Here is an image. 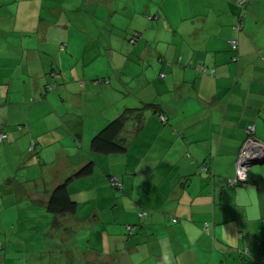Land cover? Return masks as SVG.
<instances>
[{
  "label": "crops",
  "instance_id": "1",
  "mask_svg": "<svg viewBox=\"0 0 264 264\" xmlns=\"http://www.w3.org/2000/svg\"><path fill=\"white\" fill-rule=\"evenodd\" d=\"M182 1L75 0L54 7L0 0V25H10L0 27L7 43L0 38V108L15 104V121L0 122L9 142L0 151L14 145L19 169L33 144L37 162H45L37 173L0 175V192L26 197L34 224L42 221L48 232L43 243L27 238L35 250L26 251L25 264H264V161L251 165L246 182L226 183L244 139L252 134L264 143V8L259 0ZM230 39H237V51ZM56 72L60 99L66 91L70 107L50 109V122L43 107L50 108L51 92H40L51 90L48 75ZM33 91L41 95L36 103L29 101L38 96ZM127 108L139 115H129L119 133L124 150L93 151L91 137ZM90 160L91 173L67 182L76 210L49 211L53 189ZM113 175L120 188L110 184ZM240 188L254 189L255 199L238 203Z\"/></svg>",
  "mask_w": 264,
  "mask_h": 264
},
{
  "label": "rangeland",
  "instance_id": "2",
  "mask_svg": "<svg viewBox=\"0 0 264 264\" xmlns=\"http://www.w3.org/2000/svg\"><path fill=\"white\" fill-rule=\"evenodd\" d=\"M3 1H6V0H3ZM187 1H189V0H183L182 2L184 3V5H187ZM193 1H197V0H193ZM43 2H44V4H46V3L51 4L52 3V4H54V7H56L60 2L65 4L67 7H70L71 5H75V0H53V1L43 0ZM234 2H235V0H234ZM256 4H258L259 8H264V0H259V2ZM2 9H5V7H3ZM241 9H243V8H240V10ZM84 10H86V8H84ZM244 11H245V8H244ZM87 12L92 13L89 10H87ZM85 17H88V16L85 15L84 18ZM89 25L95 26L94 21H92V19L90 17H89ZM4 26H5V31H8V28H10L9 27L10 25L9 26L4 25V24H3V26L0 25V27H3V28H4ZM93 29H94V27H93ZM10 35L11 36H8V38L13 43L15 41L14 36H16V34L14 32H11ZM68 35H69V33H68ZM86 35L89 36L91 34L89 32H87ZM78 37H80V36L78 35ZM0 38L3 39V41L1 39V42H3L6 45L7 44L5 42L6 37L4 35V32H2L1 30H0ZM48 39H55V38L53 37V35L51 33H49ZM81 39H82V37H81ZM48 42L54 43V41H49V40H48ZM82 42H83V40H82ZM3 48H5V46ZM86 68H87L86 70L88 72L92 68V66L88 65V66H86ZM123 69L124 68L122 66V68H120L119 71H122ZM124 71H122V72H124ZM56 74H58L60 76L59 73L56 72ZM62 74L64 75V73H62ZM46 75H48V74H46ZM108 76H109V78L111 77V75H108ZM48 77L51 79L49 83L50 84L54 83L55 86L53 88H50L51 90L46 91V92L43 91V88H41L40 94L41 93L47 94V93L51 92L50 93V101H49L51 106L49 108L48 105H45V107H43V109L45 110L46 116L47 115L49 116V118H50L49 120H51L50 122H53L55 119L53 118L54 117L53 113L49 112V110L51 109L53 111V109H54L57 112L58 111L61 112V111H63V109L65 107H70V101L67 100L66 91L64 94H61L62 97L60 99V95L58 93L59 92L58 87H60L61 83H62V82H59L60 78L56 77L54 75V73H53V75L49 74ZM104 81L107 82L108 79L105 78ZM68 85H69L68 89L72 90L73 89L72 83H68ZM32 88L30 89L29 87H25L26 93H27V91L32 93V90H34ZM9 90L13 91V93H11V94L16 95L13 88L10 87ZM54 91H57V92L54 93ZM33 93H35L36 95L38 94V92H35V91H33ZM40 94H38V96H35L37 99L31 97V98H29V101H31L32 103H36L38 99H41ZM12 98L13 97H10L8 99H12ZM10 101H12V100H10ZM23 103H24V101H22V103L20 105L21 107H22ZM24 104H25V106H28L29 103L25 102ZM12 105H13V107H15V104H10L9 106H7V108H9V110L7 109V111H5L6 107L0 108L1 111L3 110L2 112H0V122L3 121L2 123H5V121L8 120L7 116L11 117L12 122L15 121V116L12 113V109H11ZM21 107H20V111L22 110ZM47 112H48V114H47ZM89 125H90L89 119L85 120V124H84V127L82 129L83 134H85V136H83V138H82V141L84 143L85 148L88 146V144H87L88 140L86 141V135L90 132V126ZM57 131H59V130L58 129L52 130L48 134V136H50L51 134H54ZM67 141L63 140V142L66 143L64 145H68L70 147H73V144H70ZM7 144H9V142H7V139L6 138L3 139L2 141H0V148H2L3 146H5ZM77 147H79V146H77ZM50 148L54 149V146L52 145L51 147H49V149ZM46 149H48V147ZM13 150H14V145H12L11 148H9L6 151V153H3V151H0V175L3 174L4 177L8 176V175H13L16 172L17 168H14V167L17 166V162H14ZM28 153L23 155V158H22V165L23 166H21V168L17 169V171L29 173V172H32V168H35L34 172L37 173L36 168L41 166V165H39L40 163H45V162L41 161L40 163H38L37 162V154H33V153H35V151H32V149L29 150ZM46 159H50V155H48L46 157ZM31 160H32V164L28 163L26 165V162H29ZM50 161H54V159H52ZM59 163H61V162L59 160H56L52 165H50L49 168L50 169L56 168L59 165ZM10 164L13 166V168H14L13 170H10V167H9ZM44 173L46 175V172H44ZM18 179L22 180L20 175H18ZM73 191H75V190H73ZM12 196H13V194H10V192L7 191L6 189L3 190L2 192H0V255H1L0 264H13L14 262H19L21 259L23 260V264H25L28 261L26 251L35 250V248H32L31 245L27 244L28 243L27 238L29 236L32 237L33 238L32 241L34 240V244H37L36 241H38V240L40 241V243L41 242L43 243V242H45L44 240H47V233L48 232H47V230H44L45 225L42 224V221H38L37 218H36L37 223L34 224L33 219H32V217L34 216V213H33L32 209L30 207H28L29 203H27L26 197L15 198L13 196V199H12L11 198ZM36 216H38V213H36ZM24 217H25V221L28 223L29 227H32L33 229L29 230L26 227V224H25L26 222L23 221ZM51 232L57 233L54 230H52ZM37 260H38V258H33L28 263H31V262H34Z\"/></svg>",
  "mask_w": 264,
  "mask_h": 264
},
{
  "label": "trees",
  "instance_id": "3",
  "mask_svg": "<svg viewBox=\"0 0 264 264\" xmlns=\"http://www.w3.org/2000/svg\"><path fill=\"white\" fill-rule=\"evenodd\" d=\"M54 83H48L46 87L53 88ZM137 110V111H136ZM139 115L138 109L127 108L121 114L105 123L90 139V148L95 152L118 153L124 150L123 144L119 141V133L124 127L129 115ZM7 135V134H6ZM33 149V144L32 148ZM29 149V150H31ZM93 170V161L86 162L68 179L58 184L52 191L47 203V208L52 213H71L77 208L76 202L71 198L67 182L72 177H79L91 173Z\"/></svg>",
  "mask_w": 264,
  "mask_h": 264
},
{
  "label": "built area",
  "instance_id": "4",
  "mask_svg": "<svg viewBox=\"0 0 264 264\" xmlns=\"http://www.w3.org/2000/svg\"><path fill=\"white\" fill-rule=\"evenodd\" d=\"M240 2V1H239ZM241 3V2H240ZM241 22L237 23L235 25V28H240ZM230 47L233 51H237L238 49V41L237 39H230L229 40ZM195 67L200 70L201 72L206 71L207 67L201 64H196ZM56 77L59 75L54 73ZM161 76H164V73L160 74ZM161 120H165V115L160 114L159 115ZM248 132L251 133L253 131L254 126L252 124H249L248 126ZM6 137V133L1 131L0 132V141H2ZM32 148L29 147V149ZM264 143L257 139L255 136L250 134L248 137H246L243 141V143L240 146V149L238 151L237 159L235 162V176L233 178H228L227 179V184L229 186H234L237 184L244 183L248 180L249 174H250V169L252 165L253 160H258L263 157L264 153ZM240 175H246L247 179L241 181L239 179ZM109 182L112 186L120 188L122 185V181L119 176H110ZM147 214V211H141L139 213L140 217H143ZM126 229L131 233L134 229V227L131 224L126 225Z\"/></svg>",
  "mask_w": 264,
  "mask_h": 264
},
{
  "label": "clouds",
  "instance_id": "5",
  "mask_svg": "<svg viewBox=\"0 0 264 264\" xmlns=\"http://www.w3.org/2000/svg\"><path fill=\"white\" fill-rule=\"evenodd\" d=\"M239 179L241 181H243V180H246L247 177H246V175H240ZM244 197H248V198L254 200L255 199V190L251 189V188H249V189H245V188L238 189L237 190V201H238V203L246 202L244 199H242Z\"/></svg>",
  "mask_w": 264,
  "mask_h": 264
},
{
  "label": "water",
  "instance_id": "6",
  "mask_svg": "<svg viewBox=\"0 0 264 264\" xmlns=\"http://www.w3.org/2000/svg\"><path fill=\"white\" fill-rule=\"evenodd\" d=\"M263 153H264V150H263ZM264 161V159L263 160H253L252 161V164H255V163H262Z\"/></svg>",
  "mask_w": 264,
  "mask_h": 264
}]
</instances>
